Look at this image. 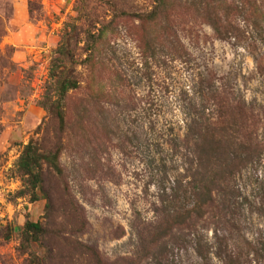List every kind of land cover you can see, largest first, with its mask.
Wrapping results in <instances>:
<instances>
[{
    "label": "rangeland",
    "instance_id": "obj_1",
    "mask_svg": "<svg viewBox=\"0 0 264 264\" xmlns=\"http://www.w3.org/2000/svg\"><path fill=\"white\" fill-rule=\"evenodd\" d=\"M76 1L0 0V264H27L31 252L51 264H97V256L103 264H264V0H209L223 11L219 32L193 0H167L157 24L115 20L98 64L65 99L63 175L45 167L39 200L22 196L24 146L58 143L40 103ZM123 1L140 13L156 0ZM225 105L245 115L238 140L257 154L203 220L166 237L170 190L190 175L187 126L193 118L213 126ZM27 222L46 231L28 252L20 244Z\"/></svg>",
    "mask_w": 264,
    "mask_h": 264
},
{
    "label": "trees",
    "instance_id": "obj_2",
    "mask_svg": "<svg viewBox=\"0 0 264 264\" xmlns=\"http://www.w3.org/2000/svg\"><path fill=\"white\" fill-rule=\"evenodd\" d=\"M123 2V0H77L74 7L75 16L64 25L60 42L52 52L49 69L50 87L43 102L40 103L50 119L57 123L59 135L56 136L57 146L46 150L42 139L31 140L24 146L16 163V172L24 179V186L28 190L27 193H22V196L28 194L27 196L32 197V202L39 200V191L43 190L45 167L58 176L64 173L60 161L63 150L60 135L65 132L67 125L65 99L69 93L81 88L84 80L83 71L92 73L98 64V49L113 32L112 24L117 19L129 17L144 24H157L163 10H168L167 0H156L154 7L140 13L123 8ZM99 3L104 4L101 8H107L103 14L94 9V5ZM211 4L209 0H193L189 6L195 5L197 12L203 14L214 30L219 32L223 11L216 12ZM225 10L227 11V8ZM4 30L0 22V39L5 34ZM52 89L55 94L53 97L49 93ZM244 116L241 111L236 112L225 105L218 117L219 124L216 121L213 126L210 123L202 127L203 122L193 118L191 124L187 126L182 150H189L193 155L190 160L188 155L186 157L190 175L184 187L177 186L174 182L175 186L170 190L172 194L168 203H172L163 210L170 224L163 233L164 236L169 237L174 231L187 229L194 221L203 220L214 204L215 194L227 183L230 175L233 176L257 154L256 148L252 147L249 141L238 140V133L243 128ZM45 199L49 204L50 198L46 195ZM160 202L163 205L165 199L162 197ZM45 234L46 231L41 223L27 222L20 242L22 249L28 252L33 246L41 245ZM200 248L201 243H198L199 253ZM51 259L52 257L31 252L27 264H51ZM97 264H103L98 256Z\"/></svg>",
    "mask_w": 264,
    "mask_h": 264
}]
</instances>
